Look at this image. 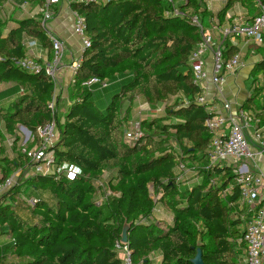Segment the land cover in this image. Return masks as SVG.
Listing matches in <instances>:
<instances>
[{
    "label": "trees",
    "instance_id": "1",
    "mask_svg": "<svg viewBox=\"0 0 264 264\" xmlns=\"http://www.w3.org/2000/svg\"><path fill=\"white\" fill-rule=\"evenodd\" d=\"M8 1L0 0V7ZM21 1L33 6L43 3ZM235 1L227 0L217 13L220 21ZM168 8L164 0L73 1L70 9L84 17L90 46L80 55L74 84L68 86L69 105L61 115L52 78L43 70L30 73L19 64L25 54V38L37 39L51 55L46 29L36 17L0 15V85L10 83L12 88L6 94L15 96L0 108L5 132L12 135L22 125L37 140L36 128L54 121L58 130L50 148L54 160L78 169L72 178L25 177L27 158L16 153L10 159L0 145V183L17 171L20 176L0 193V228L10 238L8 245L0 246V264H11L8 256L19 264H121L114 244L125 223L135 264L154 252L161 254L160 264H192L197 248L203 264H237L241 249L235 239L240 235L241 220L233 218L229 203L237 200L238 192L234 189L230 195H220L234 175L228 168L205 169L209 134L204 121L213 114L195 101L200 90L188 66L201 33L187 18L165 17ZM179 8L198 14L207 25L210 14L200 9L199 0H186ZM236 52L234 46H225L226 57ZM124 74L131 78L121 84L104 111L100 110L91 98V89L83 83L93 77L113 81ZM259 75L264 77V56L249 73L252 84ZM253 89L241 106L251 108L264 124L263 87ZM136 96L150 108L171 98L177 100L165 106L163 116L142 119V143L128 146L123 141V124L131 118ZM53 99L55 109L51 110L48 103ZM155 139L176 144L180 160L188 161V170L196 173L192 182L177 179L178 161L172 152H150ZM105 170L116 171L109 190L119 195L103 208L95 203L93 180ZM213 175L217 182L209 185ZM149 185L172 214V223L165 230L155 223L138 222L154 207ZM23 188L49 192L55 207L35 198L27 208L28 219L23 218L15 210ZM8 248L10 255L5 253Z\"/></svg>",
    "mask_w": 264,
    "mask_h": 264
},
{
    "label": "built area",
    "instance_id": "2",
    "mask_svg": "<svg viewBox=\"0 0 264 264\" xmlns=\"http://www.w3.org/2000/svg\"><path fill=\"white\" fill-rule=\"evenodd\" d=\"M73 1L80 2L82 0H43V3L37 6L32 16L36 17L46 29V36L50 42L51 55L45 63H39L38 60L28 54L31 48L39 44V41L35 38H25L23 41L25 54L24 58L19 61L21 67L30 73H38L43 70L52 78L55 88L58 87V73L63 66L62 59L65 45L58 36L48 30L47 24L56 16L59 5L70 6ZM86 1L102 2L101 0ZM164 1L169 4V8L164 12L165 17L187 18L189 23L197 27L201 33L200 42L190 53L188 66L192 73L193 83L200 90V94L197 95L195 101L203 105L206 112L213 114L204 121V126L209 134L205 169L228 168L234 175L232 182L221 191L220 195L221 197L230 195L234 189L238 192L237 200L229 203L233 211V218L241 220L240 235L235 239V244L241 249L237 264H264V174L253 169L246 162V159L264 155V124L259 122L253 110L244 107L232 109L227 102L222 104L223 113H214V101L205 94V82L208 77L211 83L218 88L224 83L228 74L235 73L243 66V61L237 52L228 57L224 55L227 41L234 43L237 39H244L257 46L264 45V0H254L258 12L250 19L233 22L223 28H219L217 21L212 22L210 27L206 28L198 14L181 11L179 5L184 4L186 0ZM71 14L72 31L79 41V52L66 67L69 75L68 86L74 84L75 75L80 66L81 53L90 46L84 17L72 10ZM108 83L107 79L93 77L86 80L83 85L89 89L93 86L104 88L108 86ZM253 86H262L264 89V77L262 75L257 76ZM55 95H57V92ZM161 105L155 108H150L148 105V110L153 114L161 115L164 113L165 108H160ZM48 107L51 110L55 109V99L48 103ZM146 117H131L124 122L123 141L126 145L138 146L142 143L144 132L140 122ZM22 131L25 133V140L22 143L16 146L14 137L7 138L6 143L8 149H16L17 151L9 155L10 159L14 156L13 154L16 156V153H20L27 158L29 167L25 177L39 174L52 175L56 178L60 176L72 178L78 172L74 165L58 164L54 160L53 150L50 149L58 136L54 121L36 128L37 140L33 135L29 137L31 132L27 135L24 130ZM167 151L172 152L178 161L175 168L177 179L184 181L182 173L188 168L180 160V152L170 149H167ZM216 182L217 177L213 175L210 177L208 184L215 185ZM10 186H12L11 177L0 183V193ZM153 194L156 193L153 192ZM157 195H159V198L161 197L159 193ZM150 196L156 204L151 192ZM34 202L35 198H32L30 206ZM155 209L153 207L151 213L146 217H141L138 222L155 223L161 230H165L169 224L160 223L158 220H150ZM114 251L121 264H135L131 259L132 250L128 241L122 240L121 234L120 238L115 241ZM147 260H149L148 257L138 264H144Z\"/></svg>",
    "mask_w": 264,
    "mask_h": 264
},
{
    "label": "crops",
    "instance_id": "3",
    "mask_svg": "<svg viewBox=\"0 0 264 264\" xmlns=\"http://www.w3.org/2000/svg\"><path fill=\"white\" fill-rule=\"evenodd\" d=\"M226 2L227 0H199L200 9L205 10L207 13L210 14V17L207 20V25L205 26L206 28L210 27V25L214 21H217L219 28L220 27L223 28L224 26L229 25L233 22L247 21L258 12V8L256 7L254 0H251V2L237 0L228 9L222 21H220L216 15L225 6ZM30 6L33 7L32 8L33 14L28 17H32L37 8V6H33V5ZM72 23L73 21H72L70 6L65 4L59 5L56 16L48 22L51 32L54 35L58 36L65 45L63 60L67 61L65 63L62 62L63 66L61 67L58 73L59 74L58 87L55 88V93L57 92V96H59V100L56 105V109L60 112V113L58 112L59 115L63 114L66 107L69 105V101L67 99V91H68L67 84H68L69 75L66 67L72 61V58L76 57V55H78L79 52V41L77 37L73 34ZM10 24L12 25L13 23ZM227 45L228 47L234 46L236 48L237 53L240 55L243 61V66L235 73L228 74L225 77L224 83L218 88H216L211 83L209 77L206 80L205 94L208 98H212L214 101V107H215L214 113L224 112L222 109V104L224 102L229 103L232 109L242 107L241 105L247 99V97H249L250 94L254 93L253 84L251 79L249 78V73L253 65L256 62L260 61L261 58L264 56V45L257 46L251 41H246L244 39H237L234 43L227 41L226 46ZM28 54L33 58H35L36 60H38L39 63H45L50 57L47 49L43 48L40 44L31 48L28 51ZM123 78H127L128 81L131 78V76L129 74H124L116 77L113 81L115 82V85L117 87H120L121 84H123ZM249 79L251 82L249 83L248 89L245 90L244 82L248 81ZM6 84L11 85L10 83H6ZM263 93H264V89H263ZM137 98L138 96H136L132 101L131 117H134L135 114L134 112L136 109ZM64 101L66 104L65 108L62 107ZM144 102L147 104L146 101ZM13 155L14 156H12V158L15 157V154ZM261 158L262 160H264V157ZM258 167H259L258 164H256V162L253 160L252 168L263 173L262 170H259ZM158 203L154 204V207L156 208L155 212H159V210L157 209ZM169 213L170 216L161 223L170 224L172 222V214L170 211ZM147 257L149 260H147L146 263L144 264H160L161 254L159 252L150 253ZM8 259H9L8 260L9 263L11 264H19L20 262L18 259L13 258L12 256H8Z\"/></svg>",
    "mask_w": 264,
    "mask_h": 264
},
{
    "label": "rangeland",
    "instance_id": "4",
    "mask_svg": "<svg viewBox=\"0 0 264 264\" xmlns=\"http://www.w3.org/2000/svg\"><path fill=\"white\" fill-rule=\"evenodd\" d=\"M102 1H105V0H102ZM32 8L33 7H31L28 4L23 3L21 0H10V1L4 3L0 7V15L3 17L30 16L33 14ZM47 28H48V30H50L49 24H47ZM62 62L65 63L67 61L62 59ZM126 82H127V78H123V83H126ZM250 82H251L250 79L248 81L244 82L245 90L248 89ZM11 88H12L11 85H8V84L0 85V95H1V93L4 94L2 97H0V108H4V107L8 106L10 104V102L14 99V97H15L14 95L6 94V92L8 90L10 91ZM119 88L120 87H117L115 85L114 81H109L108 86L104 87V88H99L98 86H93L91 88V93H92L91 98L95 102L96 106L100 110L104 111V109H105L106 105L108 104V102L110 101L111 97L113 96V94L118 92ZM176 100L177 99L171 98L168 101H165L160 106V108H163L165 106H171L173 104V102ZM63 103L64 104H62V107L65 108L66 107L65 101ZM136 103H137L136 109L134 112L135 118L146 117L148 115H151V116L156 117V118L163 116V114H161V115L160 114H153L151 111H149L148 110L149 106L140 97L137 98ZM0 132L2 133V138L0 139V145L4 148L5 154L8 157L11 153H14V151L15 152H17V151H16V149H13V150L8 149V146L6 143L7 138H9V137L16 138L15 142H16V146H18L20 143H22L25 140V133L22 131L20 126H18V129L16 130V132H14L12 135H9L5 132L4 125L2 122H0ZM29 137H32L31 134L29 135ZM166 149H170V150L175 151V152L179 151L176 144L173 141L155 139L153 146L150 148V152L152 154H156L159 151L166 150ZM261 157H264V155L263 156H254L251 159H246V162L248 163L249 166L253 167V160H254L256 162V164H258L259 170H262V172L264 173V160H262ZM184 164L186 165V167H188V161H184ZM115 174H116V171L105 170L99 178L93 180V184H94L95 190H96L95 194H94V199H95V203L98 206H101L104 208L105 206L112 204L114 202V200L118 197L116 194L111 193L109 190V184L111 181H113V177ZM182 174H183V180L186 183L192 182L194 180V178L196 177V173L191 172L188 169H185ZM10 177H11V184L12 185L16 184L19 177H20L19 172H15V173L11 174ZM149 190L151 192V195H152L155 203L159 202L157 204V209L159 210V212H154L153 217H151L150 220H152V221L158 220L161 223V222L165 221V219L170 216L169 210L165 206V204L160 201L159 195L153 194L151 186H149ZM32 198H41V199L45 200L48 203V205L51 207H55V204H56L54 197L49 192L41 191V190H38V191L37 190H29V189L23 188L22 191L20 192V194L17 196V204L15 205V210L17 213H19L25 219H28L29 212H28L27 208H30V205L32 203ZM9 242H10V238H9L8 234L5 232V229L0 228V246H1V248L3 249L5 245L9 244ZM5 253L10 255L9 254V248H8V250H5Z\"/></svg>",
    "mask_w": 264,
    "mask_h": 264
},
{
    "label": "water",
    "instance_id": "5",
    "mask_svg": "<svg viewBox=\"0 0 264 264\" xmlns=\"http://www.w3.org/2000/svg\"><path fill=\"white\" fill-rule=\"evenodd\" d=\"M20 127L22 130H24L27 133V135L30 133V131L27 130L26 127L22 125H20ZM127 228H128V224L125 223L123 226L122 232H121V238L124 241H127ZM191 263L192 264H203L202 257H201V251L199 248H197L195 256L191 259Z\"/></svg>",
    "mask_w": 264,
    "mask_h": 264
}]
</instances>
